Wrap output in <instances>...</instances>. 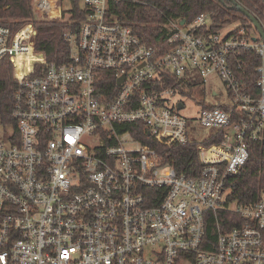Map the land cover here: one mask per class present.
Instances as JSON below:
<instances>
[{"label": "built area", "instance_id": "obj_1", "mask_svg": "<svg viewBox=\"0 0 264 264\" xmlns=\"http://www.w3.org/2000/svg\"><path fill=\"white\" fill-rule=\"evenodd\" d=\"M68 1L33 0L37 20L54 27L0 23V60L17 82L14 124L0 125V264H264V197L240 206L227 191L264 140V39L246 28L197 35L213 24L201 14L190 25L169 21L171 49L160 53L116 20L109 0L78 10ZM59 42L62 62L49 53ZM253 53L255 79L246 70ZM163 74L191 97L197 81L207 91L221 80L228 102L199 103L206 134H192L174 89H153ZM131 129L163 146L201 142L200 172L179 175ZM222 211L236 224L223 229Z\"/></svg>", "mask_w": 264, "mask_h": 264}, {"label": "trees", "instance_id": "obj_2", "mask_svg": "<svg viewBox=\"0 0 264 264\" xmlns=\"http://www.w3.org/2000/svg\"><path fill=\"white\" fill-rule=\"evenodd\" d=\"M239 4L254 14L264 25L262 11H264L263 0H236ZM76 9H79V1L74 0ZM111 13L117 21L130 26L138 36L146 43L158 48L163 53L171 49L169 39L173 35L171 28L167 26L169 21L187 25L192 24L201 14H209L212 19V26L196 30L197 35L208 36L221 32L226 25L237 23L235 32L240 28H246L248 32L257 33L250 20L236 9H231V3L219 0H109ZM33 0H0V23L18 29L26 23H33L38 29L56 26L57 22L39 21L33 12ZM82 18V16L80 17ZM53 33V32H52ZM41 37L44 32L39 33ZM49 53L56 56L58 62L67 59L65 47L61 42L51 46ZM248 62V77H255V69L260 65L261 59L255 54L245 56ZM163 79L153 82V89L164 90L174 89L175 92H184V84L173 76L166 74ZM115 86V82L108 83ZM201 82H196V87H201ZM17 82L13 77V65L9 59L0 60V125H12V109L14 106ZM204 108H209L205 103H200ZM137 127V126H136ZM139 140L151 146L165 160H173L179 175L192 176L200 172V165L197 159V148L201 142L189 141L187 144L175 143L172 146H163L155 142L146 132L141 130ZM217 142L216 139H209L205 144ZM228 202L240 206L252 205L264 197V140L256 141L250 147V159L244 168L230 178L227 186ZM222 218L226 221L222 222ZM221 227L228 229L236 224L237 215L229 211H222L219 216ZM241 224V222H239ZM217 221L210 219L207 227V237L211 246L209 250L215 249L217 241Z\"/></svg>", "mask_w": 264, "mask_h": 264}, {"label": "rangeland", "instance_id": "obj_3", "mask_svg": "<svg viewBox=\"0 0 264 264\" xmlns=\"http://www.w3.org/2000/svg\"><path fill=\"white\" fill-rule=\"evenodd\" d=\"M79 4L80 6H83L84 5L83 0H80ZM64 5L66 8H69L71 6L68 0H65ZM235 27H237V23L226 25L224 28L221 29L222 34L224 35L229 33L231 30H234ZM52 31L55 32L54 30ZM263 65H264V61H263ZM206 88L207 91L203 90V88L200 87L197 88L193 87L191 89L192 97L189 96L190 94L189 92L185 94L179 92L172 99L175 105H177L180 101H182L185 104V108L182 110H178V112H180L181 115L187 117L188 119H191L192 121L191 132L195 136H200L208 132V129L201 128L197 123V119L199 118L201 112V107L199 103L202 102V99H205L207 102H211V103H214L215 100L217 99H219V101L224 104L228 102L226 89L220 79L218 78L210 79ZM208 89L209 91L210 90L213 91V89L217 90L219 96L213 97L212 96L213 92L210 93Z\"/></svg>", "mask_w": 264, "mask_h": 264}, {"label": "water", "instance_id": "obj_4", "mask_svg": "<svg viewBox=\"0 0 264 264\" xmlns=\"http://www.w3.org/2000/svg\"><path fill=\"white\" fill-rule=\"evenodd\" d=\"M219 1H221L223 3L228 1L229 3H231L230 8L231 9H236L239 12H241L242 14H244L250 20V22L252 23L253 27L258 32L259 36L262 39H264V28H263V25H262V23L258 20V18L254 14H252L249 10H247L245 7H243L241 4H239L236 0H219ZM181 24L184 25L185 21H183ZM123 80H124V78L119 80L118 83L120 84ZM183 108H184V106L182 105V103H179L178 104V109L182 110Z\"/></svg>", "mask_w": 264, "mask_h": 264}, {"label": "crops", "instance_id": "obj_5", "mask_svg": "<svg viewBox=\"0 0 264 264\" xmlns=\"http://www.w3.org/2000/svg\"><path fill=\"white\" fill-rule=\"evenodd\" d=\"M236 28V27H235ZM222 32V31H221Z\"/></svg>", "mask_w": 264, "mask_h": 264}]
</instances>
